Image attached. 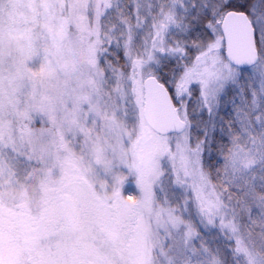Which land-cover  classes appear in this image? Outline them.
<instances>
[{
	"label": "snow or ice",
	"instance_id": "1",
	"mask_svg": "<svg viewBox=\"0 0 264 264\" xmlns=\"http://www.w3.org/2000/svg\"><path fill=\"white\" fill-rule=\"evenodd\" d=\"M0 264H264V0L0 21Z\"/></svg>",
	"mask_w": 264,
	"mask_h": 264
},
{
	"label": "rangeland",
	"instance_id": "2",
	"mask_svg": "<svg viewBox=\"0 0 264 264\" xmlns=\"http://www.w3.org/2000/svg\"><path fill=\"white\" fill-rule=\"evenodd\" d=\"M40 0H3L0 21L17 31L34 28Z\"/></svg>",
	"mask_w": 264,
	"mask_h": 264
}]
</instances>
